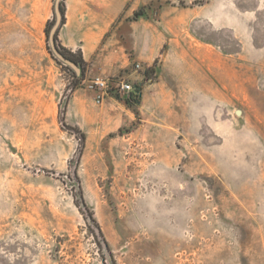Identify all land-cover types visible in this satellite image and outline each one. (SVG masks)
<instances>
[{"label": "rangeland", "instance_id": "374dc122", "mask_svg": "<svg viewBox=\"0 0 264 264\" xmlns=\"http://www.w3.org/2000/svg\"><path fill=\"white\" fill-rule=\"evenodd\" d=\"M185 1L171 17L226 60L217 99L156 98L125 32L129 69L78 78L46 35L61 0H0V264H113L91 213L117 264H264V0ZM98 77L140 101L98 102Z\"/></svg>", "mask_w": 264, "mask_h": 264}, {"label": "crops", "instance_id": "0c3cea01", "mask_svg": "<svg viewBox=\"0 0 264 264\" xmlns=\"http://www.w3.org/2000/svg\"><path fill=\"white\" fill-rule=\"evenodd\" d=\"M154 2L164 3L157 21L152 20L148 7ZM175 3L176 0H65L66 22L60 28L59 40L64 47L81 51L88 63V77L115 75L129 69V56L119 51L132 49L143 69L152 68L160 59L158 77L152 84L156 98L182 95L193 100L217 99L218 67L226 60L214 45L201 47L186 38L185 27L171 16L185 10L194 16L197 10L193 5L178 7ZM145 7L148 11L144 16L127 21ZM124 32L129 34L128 42L123 41L124 46L115 53L117 36ZM181 60H187V64L180 66ZM223 87L221 94L227 92V86Z\"/></svg>", "mask_w": 264, "mask_h": 264}, {"label": "trees", "instance_id": "16d2710c", "mask_svg": "<svg viewBox=\"0 0 264 264\" xmlns=\"http://www.w3.org/2000/svg\"><path fill=\"white\" fill-rule=\"evenodd\" d=\"M180 3L182 4L183 1L181 0ZM183 5H184V4H183ZM58 8H59V11H60V14H61V18H60L59 25H58V27H57L55 33H54L55 45H56L57 49L59 50V52H60L64 57H66L68 60H70L71 62H73V63L78 67V69H79L78 71L74 69V71H75V76L78 77V78H82V77H84L85 74H86V71H87V69H86V65L88 64V63L85 61V59L83 58L82 53H81V56H79V58L76 57L74 51H72V50H70V49L64 47V46L61 44L60 40H59V31H60V28H61V27L65 24V22H66V6H65V0H61V2H60L59 5H58ZM145 14H146V12H145L144 8H141L140 10H138L137 12H135V15H134V16H135V18H138V17L143 16V15H145ZM48 26H49V24H48ZM48 26H47V28H46V35H47V37H48V40H50V38H51V30L48 29ZM52 53L55 54L54 52H52ZM71 66H72V65H71ZM72 67H73V66H72ZM73 68H75V67H73ZM150 71H152V68H149V69L146 70V76H148V72H150ZM142 89H143V84H142V83H137V84H135V90H134V92L132 93L131 97L128 99V102H132V101H133V102H139V101H140V97H141V95H142ZM75 129H77L78 131H80V133H81V138L85 140V139H86V134H85L84 132H82V131L80 130V128H78V127H76ZM75 176H76V178H78L77 171H75ZM78 180H79V178H78ZM79 187H80V186H79ZM80 196H81V199H82V204H83L84 206H86V205H85V202H84V199H83V197H82V192H81V191H80ZM86 209H87V206H86ZM89 218H90V220H91L93 223H96V224H97V228H98L99 234H101V236H102L103 239H104V242H105V244H106V247H107V249H108V251H109V253H110V256H111V258H112V262H113V264H117V262H116V260H115V258H114V256H113V252H112V250L110 249V246H109V244H108V242H107V240H106V238H105V236H104V233H103V231H102V228H101V226L98 224V222L96 221V219L94 218L93 213L90 214Z\"/></svg>", "mask_w": 264, "mask_h": 264}, {"label": "built area", "instance_id": "2783aa9c", "mask_svg": "<svg viewBox=\"0 0 264 264\" xmlns=\"http://www.w3.org/2000/svg\"><path fill=\"white\" fill-rule=\"evenodd\" d=\"M138 68H141V64L138 63ZM111 78H95L90 84V88L97 91L98 102H102L106 96H110V92H114L120 97L129 99L135 90V85L126 79H120L118 81L111 82Z\"/></svg>", "mask_w": 264, "mask_h": 264}, {"label": "water", "instance_id": "95a60500", "mask_svg": "<svg viewBox=\"0 0 264 264\" xmlns=\"http://www.w3.org/2000/svg\"><path fill=\"white\" fill-rule=\"evenodd\" d=\"M58 27V26H57ZM57 27L55 29L52 30L51 32V38H50V41H51V44H52V49H53V52L56 54L57 57H59L60 59H62L64 62L72 65L73 67H75L77 69V66L71 62L70 60H68L66 57H64L60 52L59 50L57 49L56 45H55V39H54V33L57 29Z\"/></svg>", "mask_w": 264, "mask_h": 264}]
</instances>
